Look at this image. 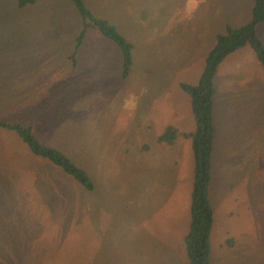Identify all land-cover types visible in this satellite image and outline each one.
I'll return each instance as SVG.
<instances>
[{
  "label": "rangeland",
  "instance_id": "obj_1",
  "mask_svg": "<svg viewBox=\"0 0 264 264\" xmlns=\"http://www.w3.org/2000/svg\"><path fill=\"white\" fill-rule=\"evenodd\" d=\"M84 2L132 43L127 78L119 48L97 29L76 47L84 25L70 0H0V119L30 126L94 183L86 190L0 127V232L31 252L22 264H188L191 141L157 135L167 124L194 128L179 84L198 81L216 35L248 22L252 0ZM215 84L225 131L209 195L216 158L236 184L211 199L209 264H264V70L250 45L222 60Z\"/></svg>",
  "mask_w": 264,
  "mask_h": 264
},
{
  "label": "trees",
  "instance_id": "obj_2",
  "mask_svg": "<svg viewBox=\"0 0 264 264\" xmlns=\"http://www.w3.org/2000/svg\"><path fill=\"white\" fill-rule=\"evenodd\" d=\"M35 0H16L19 8ZM80 15L84 29L78 36L76 47L80 46L87 27L97 29L104 37L114 42L121 52L122 78H127L132 64V43L127 40L108 20L96 17L85 5L84 0H70ZM251 19L239 27L227 26L226 32L215 37L213 47L205 56L200 77L195 84L181 82L179 86L189 96L194 118V128L180 132L175 126L167 125L157 136V141L173 145L178 135L191 141L193 154V179L190 198V217L183 237L188 264H209L211 254L210 234L213 224V207L209 199L212 155L215 125L213 102L214 78L217 67L225 56L248 44L264 69V43L257 34V26L264 22V0H252ZM0 127L18 134L33 155L39 157L75 179L86 190H92L94 183L87 171L69 155L57 147L43 143L30 126L0 119ZM228 243L231 240L227 239Z\"/></svg>",
  "mask_w": 264,
  "mask_h": 264
},
{
  "label": "crops",
  "instance_id": "obj_3",
  "mask_svg": "<svg viewBox=\"0 0 264 264\" xmlns=\"http://www.w3.org/2000/svg\"><path fill=\"white\" fill-rule=\"evenodd\" d=\"M17 5V4H16ZM252 6H253V1H252ZM18 7V6H17ZM25 7V6H24ZM19 8V7H18ZM251 10H252V7H251ZM251 19V18H250ZM250 21V20H249ZM248 21V22H249ZM247 23V22H246ZM246 23H244V24H246ZM262 24V26H264V22H262V23H260L259 25H261ZM243 25V24H242ZM242 25H240V26H242ZM258 25V26H259ZM257 26V27H258ZM239 27V26H238ZM234 28H236V27H234ZM219 34V33H218ZM257 34H258V36H259V38L262 40V38H261V36L259 35V31H258V29H257ZM262 42L264 43V41L262 40ZM215 43V42H214ZM213 47V46H212ZM211 47V48H212ZM210 48V49H211ZM14 51H15V45H14ZM236 51V50H235ZM208 53V52H207ZM16 53L14 52V55H15ZM229 55V54H228ZM225 57H227V56H225ZM224 57V58H225ZM223 58V59H224ZM222 62V61H221ZM220 62V63H221ZM204 64V63H203ZM220 65V64H219ZM219 65H218V67H219ZM218 67H217V71H218ZM203 68V67H202ZM264 70V69H263ZM217 71H216V74H217ZM216 74H215V78H216ZM200 77V76H199ZM215 78H214V83H215ZM197 83V82H196ZM195 84V83H194ZM216 84H215V93H216ZM214 96H215V94H214ZM189 100H190V98H189ZM191 106V105H190ZM232 108H237L236 106H232ZM221 110H222V108L221 107H219L218 109H216L215 108V102H213V121H214V125H215V135H214V148H213V155H214V157L215 156H217V158H218V156H220V157H222V151H223V141H222V137H224V135L222 134V131L224 132L225 131V128H224V126H222V131L221 130H219L218 128H217V121H218V118H216V116L218 115H220V113H221ZM215 113V114H214ZM193 114V113H192ZM215 118H216V121H215ZM3 120V119H2ZM219 120H220V117H219ZM6 121V120H5ZM8 122H10V121H8ZM12 123H18V122H12ZM195 124V123H194ZM167 125H173V124H167ZM167 125H165V126H167ZM173 126H175V125H173ZM176 127V126H175ZM180 132H188V131H181L178 127H176ZM239 129L241 130V131H243V132H240L239 131ZM238 129V127L237 128H233V131H235L236 132V134L239 136V137H242V138H244L243 137V135L245 134V130L243 129V128H239ZM191 131V130H190ZM160 134V133H159ZM158 134V135H159ZM157 135V136H158ZM181 138V137H183L182 135H178V138ZM178 138H177V140H178ZM184 138V137H183ZM238 140H240L241 141V139L242 138H238V137H236ZM185 139H188V138H185ZM177 140H176V142H177ZM190 140V139H189ZM175 142V143H176ZM174 143V144H175ZM213 155H212V160H213ZM217 158H216V160H215V165H214V180H213V188H212V193H210V195H209V199H210V202H211V199H214V198H216V194H217V192H218V190H219V187L221 186H223V185H225L226 184V186H227V189H229V190H231L232 189V191H234V187H232L233 185H235L236 184V182H235V180H236V178H235V176H236V172H235V170H234V168H232V169H230V171L231 172H224V169H226L225 168V164H224V161H221L220 163H221V166H222V168H221V170H219L218 172H217V168H216V161H217ZM238 163L239 162H237V163H235L233 166H238ZM212 168V167H211ZM219 173V174H218ZM224 177H227V179H228V181L225 183V181H224ZM210 183H211V181H210ZM210 187V186H209ZM233 193V192H232ZM212 204V203H211ZM30 237H32L33 239H36L37 238V236L36 235H32V236H30ZM30 237H28V239L30 238ZM227 239H229V240H231V243H228V242H226L227 241ZM232 238H230V237H227L226 239H224V244H226V245H228V246H230V247H232L233 246V243H232ZM20 241V238H19V236H17V235H14V233H1L0 232V245H3L5 248V250L4 251H2V252H0V264H22V259H24V258H22V254L21 253H31L30 251H28V252H22L21 250H17V248H15L14 246L15 245H17V243Z\"/></svg>",
  "mask_w": 264,
  "mask_h": 264
}]
</instances>
